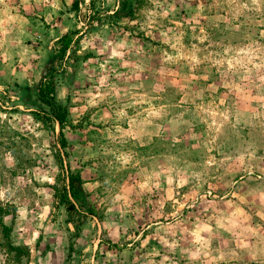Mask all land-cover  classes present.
I'll use <instances>...</instances> for the list:
<instances>
[{
    "label": "rangeland",
    "instance_id": "rangeland-1",
    "mask_svg": "<svg viewBox=\"0 0 264 264\" xmlns=\"http://www.w3.org/2000/svg\"><path fill=\"white\" fill-rule=\"evenodd\" d=\"M0 210V264H264V0H0Z\"/></svg>",
    "mask_w": 264,
    "mask_h": 264
},
{
    "label": "trees",
    "instance_id": "trees-1",
    "mask_svg": "<svg viewBox=\"0 0 264 264\" xmlns=\"http://www.w3.org/2000/svg\"><path fill=\"white\" fill-rule=\"evenodd\" d=\"M70 43V37L67 34L60 36L61 51L68 48ZM53 86L50 81H41L37 86V96L40 100L44 101L48 105V110L46 111L49 117L55 119L59 125V128H63V109L61 106L53 102ZM46 116V117H48ZM49 119V118H48ZM60 145L64 146V141L62 137V132H60ZM66 182L62 187V196L59 198V201L62 202L66 207H73L72 202L67 197V192L71 196H76L81 191L80 188V179L77 172H67ZM66 186V187H65ZM77 198V197H76ZM75 198V200H76ZM10 227L5 224L2 220L1 210H0V249L3 253L10 259L17 260L21 255L25 254L21 246L15 245L10 240Z\"/></svg>",
    "mask_w": 264,
    "mask_h": 264
}]
</instances>
